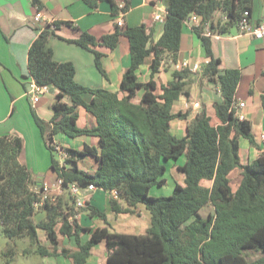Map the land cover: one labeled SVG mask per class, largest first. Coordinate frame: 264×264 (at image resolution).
I'll return each instance as SVG.
<instances>
[{
    "label": "trees",
    "instance_id": "1",
    "mask_svg": "<svg viewBox=\"0 0 264 264\" xmlns=\"http://www.w3.org/2000/svg\"><path fill=\"white\" fill-rule=\"evenodd\" d=\"M86 1L95 6L98 0ZM109 1L116 16L120 11L118 3ZM162 1L167 15L157 42L151 40L145 25L117 24L114 32L100 37L82 31L78 37L64 38L91 50L98 69L106 74L104 54L96 46L114 49L120 36H127L132 63L121 80L120 89L126 93L123 97L116 91L79 83L74 63L54 58L49 40L63 21H56L54 29L51 24L40 26L29 49V73L37 86L54 85L59 93L50 120L41 118L34 110L33 116L52 154V168L57 178H63V184L55 201L43 200V187L34 188L33 172L22 159L24 139L17 134L0 136V231L10 240L3 252L5 256L14 258L17 239L27 238L43 257L71 254L75 264H87L92 248L106 240L108 254L101 264H264V152L250 163L241 162L239 138L256 144L251 123L239 117L234 105L241 71L221 67L220 58L213 53L212 37L206 34L207 26L217 34L238 27L246 11L251 17L253 0ZM121 9L128 11V4ZM193 13L202 18L193 30L200 37L208 59L204 75L220 85L223 99L214 103L218 126L212 124V116L203 110L187 125L186 135L179 138L171 132V122L189 114L174 113L173 105L188 95L186 86L192 72L175 68L173 79L159 89L153 78L147 83L140 82L137 70L148 56L154 57L153 75L161 67L177 65L184 22ZM142 88L144 94L136 103L133 98ZM87 92L93 94L89 102L84 99ZM262 103L264 106V93ZM81 106L95 117L94 126H78ZM59 133L71 137L92 135L99 138V143L81 150L62 146L70 157L68 164L61 166L54 144ZM88 155L99 162L94 173L78 165V159ZM182 155L186 159L178 168L183 182L175 181L170 195L151 194L154 186L168 182L170 160ZM236 168L241 169L243 177L234 191L231 172ZM205 180L212 184L204 185ZM73 183L81 188L94 184L109 193L117 190L118 197L110 193L109 199L116 213H134L139 205H144L151 218L149 228L140 234L97 228L81 244L79 230L83 227L76 215L90 211L106 218V213L88 201L85 207H77V199L70 190ZM204 208H208L206 213L202 212ZM40 211H45L46 216L36 221L35 215ZM41 230L54 245L53 252L42 242ZM59 233L74 235L79 243L77 250L63 248L61 253ZM28 251L33 250L26 248L25 252ZM251 251L260 255L251 258L248 255ZM10 259L6 264H10Z\"/></svg>",
    "mask_w": 264,
    "mask_h": 264
},
{
    "label": "crops",
    "instance_id": "2",
    "mask_svg": "<svg viewBox=\"0 0 264 264\" xmlns=\"http://www.w3.org/2000/svg\"><path fill=\"white\" fill-rule=\"evenodd\" d=\"M38 1L39 3H35ZM114 3L125 2L129 6L124 20V26L145 25L151 34V40L157 42L164 31V21L167 15L166 5L162 0H113ZM41 10L44 20L63 21L61 28L56 30L50 38L49 45L53 48L57 61H71L76 67V80L93 88H106L116 91L119 97L126 93L120 88L124 72L131 66V43L127 36L121 35L118 45L108 48L98 45L96 48L103 52V74L95 63V55L91 50L83 48L64 38H75L82 31L95 37L114 32L117 18L113 14L112 3L109 0H98L91 6L86 0H0V136L17 134L24 139L25 150L22 159L33 172L34 188L40 190L49 185L51 193L57 190V173L52 168V154L47 148L41 132L34 120L33 110L43 119L50 120L54 115L53 105L57 101L59 90L54 85L43 87L38 102L33 98L37 91V84L29 73V49L40 32V22L35 19ZM161 15L156 19L155 15ZM251 21L254 24H264V0H253ZM65 22H70L66 24ZM39 27V28H38ZM193 23H184L181 37V48L178 64L187 62L190 67L199 65L197 71H192L186 86L188 95H183L173 105V112H187V118H175L171 122V132L181 138L186 135L187 125L203 110L212 116L211 122L218 126L214 103L222 101L220 85L208 80L204 75V66L208 59L200 37L193 30ZM212 49L216 57L221 60L223 69H239L241 80L236 91L238 114L241 119L248 120L252 125L256 144L249 139L239 138V155L243 164L256 160L264 152V38L241 33L234 27L226 33L212 36ZM153 56H148L138 68V80L147 83L153 78L159 89L173 79L174 69L177 67H161L153 75L151 64ZM177 69V68H176ZM144 88L138 90L133 101L138 103ZM93 94L84 93V99L89 102ZM64 101L70 102L68 98ZM244 103L243 106H240ZM77 124L80 128L92 127L96 124L95 117L83 106L79 107ZM54 143L76 150L86 145L98 146L99 138L92 135L76 137L59 133L54 137ZM65 149V148H64ZM57 156V155H56ZM186 156L170 160V175L173 181L182 183L183 175L178 166L185 162ZM81 169L94 173L99 162L96 157L88 155L78 159ZM242 172L236 168L231 172V186L235 191L241 181ZM210 186L212 181H203ZM174 188V186H173ZM110 193L102 188H96L89 196L90 205L106 213V218L90 211H81L76 215L78 223L83 227L79 230L80 243H86L91 233L97 228L107 227L110 231L124 232V227L134 228L137 234L145 233L150 226V214L144 205H139L134 213H116L109 204ZM46 216L45 211L35 215L40 221ZM145 230V232L143 231ZM143 231V232H142ZM44 245L53 252L54 245L45 238V231L41 230ZM79 243L74 235L58 234V248L72 251L77 250ZM62 253V252H61ZM72 253V252H71ZM108 254L107 242L97 243L91 250L87 264H101ZM44 264H75L69 254L47 255Z\"/></svg>",
    "mask_w": 264,
    "mask_h": 264
},
{
    "label": "built area",
    "instance_id": "3",
    "mask_svg": "<svg viewBox=\"0 0 264 264\" xmlns=\"http://www.w3.org/2000/svg\"><path fill=\"white\" fill-rule=\"evenodd\" d=\"M126 5L125 2H121L118 3V7L120 8L119 13L116 15L117 18V24L121 27L124 26L125 20L124 17L127 13V11L122 10L121 8H123ZM161 15L157 14L155 15L156 19H161ZM35 19L37 22L41 23V27L45 26L46 24H51L52 28H55L54 23L56 22L55 20H48L45 21L43 14L41 12V10L39 9V11L36 13ZM201 16L193 13L192 15H190L184 23H193L194 26H197L201 23ZM238 28L240 29L241 33H246V34H250L253 35L257 38H264V24H254L251 21V17H249V12L246 11L243 15V17L241 18L240 22H239V26ZM206 34L207 35H215V33H212L209 26L206 27ZM177 69H190L192 71H197L199 69V65L195 64L194 66L190 67L188 65L187 62H182L180 64L177 63L176 65ZM43 90V87H37V91L35 92L33 101L34 102H38L40 99V94ZM234 105L237 107V102L235 101ZM244 103H241L240 106H243ZM55 144V143H54ZM56 147V151H57V155H58V159H59V163L61 166H65L68 164L67 159L70 157L69 153L67 152L66 149L62 148L61 146L55 144ZM62 184H63V178L58 177L57 178V190L58 192L56 193H51L52 188L49 185H45L43 186V200L46 198H49L51 201H55L56 197L59 193H61L62 190ZM96 188H98L97 186H95L94 184H90L89 186L85 187V188H81L79 185H77L76 183L71 184L70 186V190L72 192V194L76 197L77 199V207H85L87 205V201L89 199V196L91 194V192L93 190H95ZM111 196L113 197H118V191L117 190H112L111 192ZM36 205H40V204H36Z\"/></svg>",
    "mask_w": 264,
    "mask_h": 264
},
{
    "label": "rangeland",
    "instance_id": "4",
    "mask_svg": "<svg viewBox=\"0 0 264 264\" xmlns=\"http://www.w3.org/2000/svg\"><path fill=\"white\" fill-rule=\"evenodd\" d=\"M168 178V182L164 186H154L151 190V194L153 195H170L173 193L174 181L173 177L169 174L166 175ZM208 208H204L202 210L203 213H206ZM122 230L124 232L136 233L134 228H129V226L124 227ZM145 232V230H143ZM142 231V232H143ZM10 240L0 231V264H6V262L10 259V257L5 256L3 254L4 250L9 245ZM17 254L14 258L10 259V264H44V257L41 256L38 252H36V246H30V241L27 238L17 239ZM26 248H30L32 252H25ZM251 258H256L260 255V252L251 251L248 254Z\"/></svg>",
    "mask_w": 264,
    "mask_h": 264
},
{
    "label": "clouds",
    "instance_id": "5",
    "mask_svg": "<svg viewBox=\"0 0 264 264\" xmlns=\"http://www.w3.org/2000/svg\"><path fill=\"white\" fill-rule=\"evenodd\" d=\"M215 34H217V33H215ZM212 37V36H211Z\"/></svg>",
    "mask_w": 264,
    "mask_h": 264
}]
</instances>
